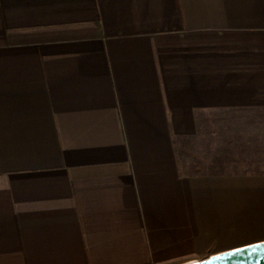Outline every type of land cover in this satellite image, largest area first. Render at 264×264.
Listing matches in <instances>:
<instances>
[{"label": "crops", "instance_id": "crops-1", "mask_svg": "<svg viewBox=\"0 0 264 264\" xmlns=\"http://www.w3.org/2000/svg\"><path fill=\"white\" fill-rule=\"evenodd\" d=\"M262 241L264 0H0V264Z\"/></svg>", "mask_w": 264, "mask_h": 264}, {"label": "water", "instance_id": "water-1", "mask_svg": "<svg viewBox=\"0 0 264 264\" xmlns=\"http://www.w3.org/2000/svg\"><path fill=\"white\" fill-rule=\"evenodd\" d=\"M188 264H264V241L226 251Z\"/></svg>", "mask_w": 264, "mask_h": 264}, {"label": "rangeland", "instance_id": "rangeland-1", "mask_svg": "<svg viewBox=\"0 0 264 264\" xmlns=\"http://www.w3.org/2000/svg\"><path fill=\"white\" fill-rule=\"evenodd\" d=\"M186 151H185V149L184 148H182V151H181V153H182V160H183V166H185V153Z\"/></svg>", "mask_w": 264, "mask_h": 264}, {"label": "built area", "instance_id": "built-area-1", "mask_svg": "<svg viewBox=\"0 0 264 264\" xmlns=\"http://www.w3.org/2000/svg\"><path fill=\"white\" fill-rule=\"evenodd\" d=\"M149 264H153V263H149Z\"/></svg>", "mask_w": 264, "mask_h": 264}]
</instances>
